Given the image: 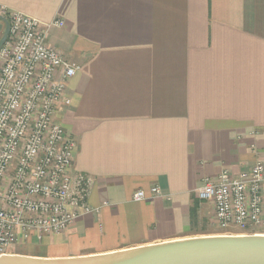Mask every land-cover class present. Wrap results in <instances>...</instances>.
<instances>
[{"label": "crops", "instance_id": "0c3cea01", "mask_svg": "<svg viewBox=\"0 0 264 264\" xmlns=\"http://www.w3.org/2000/svg\"><path fill=\"white\" fill-rule=\"evenodd\" d=\"M0 5L66 23L48 43L81 70L58 120L77 141L72 173L91 178L88 202L100 209L40 241L54 251L21 255L73 258L211 235L202 230L216 225L213 206L196 195L203 180L264 163V0ZM4 30L0 21V39ZM154 186L166 197L133 200Z\"/></svg>", "mask_w": 264, "mask_h": 264}, {"label": "built area", "instance_id": "2783aa9c", "mask_svg": "<svg viewBox=\"0 0 264 264\" xmlns=\"http://www.w3.org/2000/svg\"><path fill=\"white\" fill-rule=\"evenodd\" d=\"M10 25L0 49V256L33 239L61 235L85 216L99 213L89 202L91 178L73 174L77 141L58 120L70 105L69 82L81 66L48 43L64 20L42 22L0 5ZM200 201L213 206L221 230H264V163L233 175L205 178ZM166 197L158 186L135 202ZM169 198V197H167Z\"/></svg>", "mask_w": 264, "mask_h": 264}, {"label": "water", "instance_id": "95a60500", "mask_svg": "<svg viewBox=\"0 0 264 264\" xmlns=\"http://www.w3.org/2000/svg\"><path fill=\"white\" fill-rule=\"evenodd\" d=\"M5 44L10 25L0 16ZM0 264H264V234L208 235L73 258L2 255Z\"/></svg>", "mask_w": 264, "mask_h": 264}, {"label": "rangeland", "instance_id": "374dc122", "mask_svg": "<svg viewBox=\"0 0 264 264\" xmlns=\"http://www.w3.org/2000/svg\"><path fill=\"white\" fill-rule=\"evenodd\" d=\"M202 231L210 233L211 235H241V234L250 235V234H256L262 230H252L250 232H242V231L240 232L237 230L225 231V230H221V229L217 228L216 225L210 224V226L205 227V230H202ZM62 235H64V234H62ZM54 236H56V235H54ZM48 248L50 250L53 249V251H54L55 244L51 243L50 245H48L46 243L45 239L42 241V243H40L37 239H33L32 241H30L28 243L21 244L18 247H16L11 252V254H16V255H21V254L39 255V254H41L42 255V254H46Z\"/></svg>", "mask_w": 264, "mask_h": 264}]
</instances>
